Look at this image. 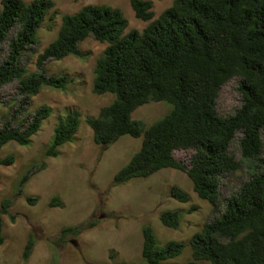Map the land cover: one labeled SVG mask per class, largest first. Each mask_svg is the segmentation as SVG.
<instances>
[{
  "label": "trees",
  "instance_id": "trees-1",
  "mask_svg": "<svg viewBox=\"0 0 264 264\" xmlns=\"http://www.w3.org/2000/svg\"><path fill=\"white\" fill-rule=\"evenodd\" d=\"M129 4L137 19H153L151 1L129 0ZM0 6V46L7 43L6 56L0 61V90L13 81L18 84L8 102L0 96V104H10L0 124V150L10 142L30 145L52 113L47 105L26 113L32 97L44 87L65 91L71 81L68 74L49 75L46 63L67 56L87 57L79 44L92 37L106 45L95 61L92 92L113 96L97 116L85 118L93 142L105 150L123 136L141 139L139 149L113 176L112 185L146 179L166 168L184 172L196 196L219 213L190 237L186 264H264V0H172L142 31L127 33L128 22L119 8L85 5L61 17L55 38L37 54L32 72L27 63L36 53L38 30L48 16L54 18L55 4L52 0H1ZM234 77L240 79L241 106L233 115L221 117L216 110L218 92ZM150 102H165L171 108L145 127L132 114ZM79 123L77 110L68 109L59 116L44 156L57 157L59 148L74 140ZM238 132L242 161L230 153ZM178 149L193 150L189 166L175 160L173 153ZM14 160L13 155L0 158V166H10ZM243 161L248 162L250 177L224 200L220 210L221 178L240 170ZM44 168L42 162L29 170L18 184V194L29 175ZM169 195L180 203L189 201L177 186ZM26 200L34 203L32 198ZM10 203H1L0 245L4 243L2 216L14 220ZM50 205L62 206L56 198ZM158 219L176 230L180 212L165 210ZM76 231L64 228L61 234ZM141 233L145 264H173L170 261L186 248L173 240L158 245L148 224L142 225ZM33 247L31 232L23 261Z\"/></svg>",
  "mask_w": 264,
  "mask_h": 264
},
{
  "label": "rangeland",
  "instance_id": "rangeland-1",
  "mask_svg": "<svg viewBox=\"0 0 264 264\" xmlns=\"http://www.w3.org/2000/svg\"><path fill=\"white\" fill-rule=\"evenodd\" d=\"M52 1L55 15L52 19L48 16L38 30L36 53L27 63L29 72L35 70L37 54L55 38L61 17L65 14L75 13L85 5L117 7L127 19V33L133 29L142 31L172 3V0H149L154 17L143 22L135 17L129 0ZM105 46L88 37L79 44V49L88 53L87 57L67 56L47 62L45 68L49 75H69L71 81L67 89L59 91L44 87L32 97L26 113L31 115L40 106L47 105L52 109L51 115L31 137L30 145L10 142L0 150V158L15 157L12 165L0 166V208L4 200H9V213L14 217L11 221L8 215L2 216L4 243L0 245V264H145L141 257V227L144 224L152 228L160 246L170 240L185 243L183 252L170 262L186 264L191 254L188 246L190 237L200 231L206 221L219 214L196 196L187 175L175 169H162L146 179H131L119 186L112 185L113 176L139 149L141 139L123 136L104 150L94 144L92 130L85 122V118L97 116L99 110L113 100L111 94L96 95L92 92L93 68ZM6 52L7 43H3L0 61ZM239 80L234 77L221 86L216 99L219 116H231L241 106V96L237 91ZM17 85L13 81L0 90L3 101L8 102L14 96ZM3 104H0V124L10 105ZM170 108L165 102H150L137 108L132 118L148 127ZM68 109L77 110L80 114L74 140L61 146L57 157H45L57 119ZM240 138L241 132L236 133L230 153L242 161ZM261 138L264 157V132ZM192 154L193 150L178 149L173 156L177 162L189 166ZM42 162L45 168L31 173L21 194H18L21 179ZM247 167L248 162L243 161L240 170L221 178L220 210L224 200L250 177ZM173 186L188 194L187 203L170 197ZM27 198L34 199V203H28ZM55 198L61 202V207L50 205ZM165 210H179L180 224L176 230L163 226L159 221V214ZM64 228L77 231L63 235ZM31 232L34 234V247L30 257L23 261L22 253Z\"/></svg>",
  "mask_w": 264,
  "mask_h": 264
}]
</instances>
